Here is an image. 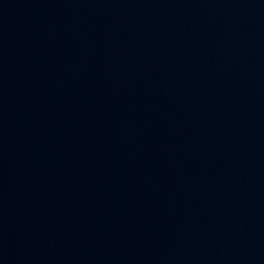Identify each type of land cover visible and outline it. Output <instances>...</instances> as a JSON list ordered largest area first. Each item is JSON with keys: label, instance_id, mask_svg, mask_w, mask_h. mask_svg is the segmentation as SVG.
<instances>
[{"label": "water", "instance_id": "1", "mask_svg": "<svg viewBox=\"0 0 264 264\" xmlns=\"http://www.w3.org/2000/svg\"><path fill=\"white\" fill-rule=\"evenodd\" d=\"M0 183L81 264H264V0H0Z\"/></svg>", "mask_w": 264, "mask_h": 264}]
</instances>
